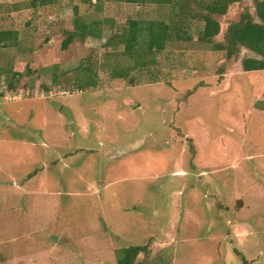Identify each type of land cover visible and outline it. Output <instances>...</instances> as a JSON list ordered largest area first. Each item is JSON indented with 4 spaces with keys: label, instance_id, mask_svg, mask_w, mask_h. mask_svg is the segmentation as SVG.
<instances>
[{
    "label": "rangeland",
    "instance_id": "rangeland-1",
    "mask_svg": "<svg viewBox=\"0 0 264 264\" xmlns=\"http://www.w3.org/2000/svg\"><path fill=\"white\" fill-rule=\"evenodd\" d=\"M23 1L0 0V31L20 34L17 45L0 46V264H51L59 252L66 264H117L118 249L148 243L149 264H264V70L242 66L253 52L228 59L183 44L159 59L170 84L100 68L99 87L80 90L84 57L112 66L108 36L130 17L165 18L169 7L106 1L96 15L116 26L105 22L103 40L63 49L76 7L87 5L34 10ZM245 9L255 14L254 0L217 16V41ZM11 70L21 73V98L4 85ZM36 188L44 194L4 205L6 195ZM24 234L38 241L16 239ZM91 238L114 252L89 259Z\"/></svg>",
    "mask_w": 264,
    "mask_h": 264
},
{
    "label": "trees",
    "instance_id": "trees-1",
    "mask_svg": "<svg viewBox=\"0 0 264 264\" xmlns=\"http://www.w3.org/2000/svg\"><path fill=\"white\" fill-rule=\"evenodd\" d=\"M57 0H24L22 6L38 10L51 8ZM110 0H82L87 5V12L81 13L76 7L75 16L65 30L67 37L63 41V49H67L76 40H103L105 22L116 26L117 20L108 22L96 14L102 13L104 3ZM137 5L155 4L169 7V14L161 19L128 18L127 24L120 27L115 34L108 36L103 47H107L104 59L114 58L115 64L109 66L102 58L93 54L84 57L78 66L75 83L80 90L98 88L100 79L98 71L109 72L113 79H131L137 73L138 82H166L159 59L164 56L171 60L177 55L176 48L202 45L213 51L224 52L228 59L239 58L243 48L253 52L252 56L242 59L245 71L264 70V0H254L255 14L249 9L241 14L238 20L229 23L224 39L216 37L222 31L217 16L226 15L231 5L244 0H113ZM22 6L16 5V9ZM19 31L16 29L0 31V46L17 45ZM185 44V45H183ZM183 45V46H182ZM116 48V50H115ZM180 55V53L178 54ZM12 77L5 82L6 88L18 94L20 90L15 82L20 79L17 71L11 70ZM4 71L0 69V75ZM8 76V75H7ZM99 79V80H98ZM2 87L0 85V92ZM34 90H28V93ZM117 264H149L152 254L151 245H131L116 251ZM141 256H144L141 259ZM243 264H250L243 258Z\"/></svg>",
    "mask_w": 264,
    "mask_h": 264
},
{
    "label": "crops",
    "instance_id": "crops-1",
    "mask_svg": "<svg viewBox=\"0 0 264 264\" xmlns=\"http://www.w3.org/2000/svg\"><path fill=\"white\" fill-rule=\"evenodd\" d=\"M30 194L36 196L38 194H44V193H41L38 190V188H36L34 190L33 189L32 190L21 189V191H19V192H12L10 195H6V199H5L4 205H7V202H8L9 198L12 195L17 196L18 198H20L19 199L20 201L21 200L23 201V197L21 198V195L22 196L26 195L27 197H29ZM27 200H28L27 201L28 202V206L30 205V203H32L31 208H36L38 206V203L39 202L41 203V201L39 200L38 197H32L31 199L28 198ZM29 208H28V210H29ZM27 216H28V214H27ZM21 238L23 239V243H26V244L38 241V240H36L34 238L31 239L29 237V235H25V234L20 236V237H17L16 239L18 240V239H21ZM87 244H88L87 253H88L89 257H90V258L88 257L89 259H94V258H96L97 260L103 259V258L107 259L106 256H108L109 253L114 252V249H115V248H112L110 250L108 249L109 244H111V243H109V241L106 240L105 238H101V239L91 238L90 240L87 241ZM54 248L55 249H54L53 253H55V251L58 250V248H56V247H54ZM65 256L67 257V254H65ZM61 258H63L61 252L57 253V257L56 258L48 257L49 260H52L51 264H66V263L61 261V260H64V259H61ZM90 262H91V264L95 263L92 260ZM35 264H47V263H43L41 261V263L40 262H35ZM67 264H69V262H67Z\"/></svg>",
    "mask_w": 264,
    "mask_h": 264
},
{
    "label": "built area",
    "instance_id": "built-area-1",
    "mask_svg": "<svg viewBox=\"0 0 264 264\" xmlns=\"http://www.w3.org/2000/svg\"><path fill=\"white\" fill-rule=\"evenodd\" d=\"M5 93L4 92H0V97L2 98V97H5ZM15 96H16V98H21V92L20 93H18V94H14Z\"/></svg>",
    "mask_w": 264,
    "mask_h": 264
}]
</instances>
